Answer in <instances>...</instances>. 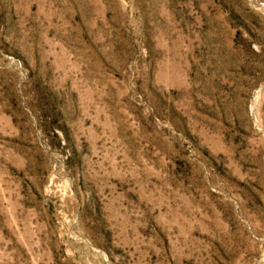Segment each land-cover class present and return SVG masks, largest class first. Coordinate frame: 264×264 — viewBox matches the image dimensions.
<instances>
[{
    "label": "rangeland",
    "instance_id": "rangeland-1",
    "mask_svg": "<svg viewBox=\"0 0 264 264\" xmlns=\"http://www.w3.org/2000/svg\"><path fill=\"white\" fill-rule=\"evenodd\" d=\"M0 264H264V0H0Z\"/></svg>",
    "mask_w": 264,
    "mask_h": 264
}]
</instances>
